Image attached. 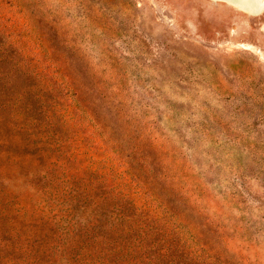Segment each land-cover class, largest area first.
Segmentation results:
<instances>
[{
    "label": "rangeland",
    "instance_id": "374dc122",
    "mask_svg": "<svg viewBox=\"0 0 264 264\" xmlns=\"http://www.w3.org/2000/svg\"><path fill=\"white\" fill-rule=\"evenodd\" d=\"M262 6L0 0L12 62L33 75L0 93L13 239L106 180L179 229L194 264H264Z\"/></svg>",
    "mask_w": 264,
    "mask_h": 264
},
{
    "label": "trees",
    "instance_id": "16d2710c",
    "mask_svg": "<svg viewBox=\"0 0 264 264\" xmlns=\"http://www.w3.org/2000/svg\"><path fill=\"white\" fill-rule=\"evenodd\" d=\"M13 50L0 33V93L6 86L14 90L17 80L25 86L32 81L31 73L12 62ZM108 187L106 180L97 181L84 191L85 202L48 219L33 236L16 239V227L10 233L6 223L11 215L17 226L16 214L4 210L0 190V264H194L175 234L180 238L179 229Z\"/></svg>",
    "mask_w": 264,
    "mask_h": 264
},
{
    "label": "bare ground",
    "instance_id": "6f19581e",
    "mask_svg": "<svg viewBox=\"0 0 264 264\" xmlns=\"http://www.w3.org/2000/svg\"><path fill=\"white\" fill-rule=\"evenodd\" d=\"M239 1L241 3H243L244 5H251L254 6V8L256 9H262V2L263 0H236ZM226 2V1H225ZM250 8V7H249ZM253 9V8H252ZM249 11V10H248ZM251 12V11H250Z\"/></svg>",
    "mask_w": 264,
    "mask_h": 264
}]
</instances>
